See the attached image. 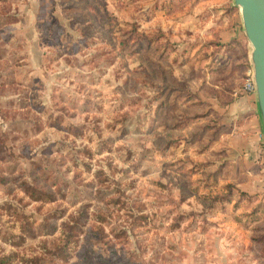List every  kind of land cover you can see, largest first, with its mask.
I'll list each match as a JSON object with an SVG mask.
<instances>
[{"label":"rangeland","instance_id":"374dc122","mask_svg":"<svg viewBox=\"0 0 264 264\" xmlns=\"http://www.w3.org/2000/svg\"><path fill=\"white\" fill-rule=\"evenodd\" d=\"M251 50L234 0H0V264H264Z\"/></svg>","mask_w":264,"mask_h":264},{"label":"water","instance_id":"95a60500","mask_svg":"<svg viewBox=\"0 0 264 264\" xmlns=\"http://www.w3.org/2000/svg\"><path fill=\"white\" fill-rule=\"evenodd\" d=\"M240 7L244 30L252 45L256 95L264 129V0H234Z\"/></svg>","mask_w":264,"mask_h":264},{"label":"crops","instance_id":"0c3cea01","mask_svg":"<svg viewBox=\"0 0 264 264\" xmlns=\"http://www.w3.org/2000/svg\"><path fill=\"white\" fill-rule=\"evenodd\" d=\"M244 102L245 104L248 103L250 105L249 108L251 112H245V109L247 108L244 107L245 105H242V101H240V103H236L233 106L235 122L231 132V138L233 139L232 141L236 146V149L239 150L237 153L238 160L242 162V164H244L247 169L253 170L259 162H262L264 155L261 154L260 150H264V146L262 147V144H260V129H258V126H256L257 118L253 111V95L249 98L245 97ZM252 125H255V127L252 128Z\"/></svg>","mask_w":264,"mask_h":264},{"label":"built area","instance_id":"2783aa9c","mask_svg":"<svg viewBox=\"0 0 264 264\" xmlns=\"http://www.w3.org/2000/svg\"><path fill=\"white\" fill-rule=\"evenodd\" d=\"M245 87L247 90H256V84H255V79H254V73H252L248 78L245 83Z\"/></svg>","mask_w":264,"mask_h":264}]
</instances>
